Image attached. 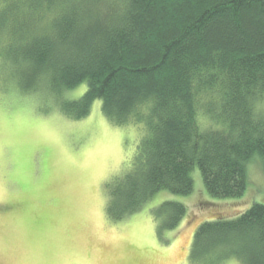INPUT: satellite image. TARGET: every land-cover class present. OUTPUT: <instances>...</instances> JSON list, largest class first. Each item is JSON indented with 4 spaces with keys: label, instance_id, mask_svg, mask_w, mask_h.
Returning <instances> with one entry per match:
<instances>
[{
    "label": "trees",
    "instance_id": "16d2710c",
    "mask_svg": "<svg viewBox=\"0 0 264 264\" xmlns=\"http://www.w3.org/2000/svg\"><path fill=\"white\" fill-rule=\"evenodd\" d=\"M3 71L68 118L100 100L110 122L142 125L129 170L105 185L111 220L159 190L190 193L194 167L217 198L243 193L252 157L264 172V0H0ZM185 213L165 200L153 215L165 230ZM229 258L264 264V203L196 227L191 264Z\"/></svg>",
    "mask_w": 264,
    "mask_h": 264
},
{
    "label": "rangeland",
    "instance_id": "374dc122",
    "mask_svg": "<svg viewBox=\"0 0 264 264\" xmlns=\"http://www.w3.org/2000/svg\"><path fill=\"white\" fill-rule=\"evenodd\" d=\"M11 81L9 72H0V264H191L190 244L201 222L264 203L256 156L246 163L240 196H211L194 167L190 193L159 190L139 211L111 220L105 185L129 170L142 125L110 122L100 100L85 117L68 118L50 110L49 99L19 94ZM85 88L69 89L64 98H77ZM165 200L181 202L186 213L176 228L159 230L153 213Z\"/></svg>",
    "mask_w": 264,
    "mask_h": 264
}]
</instances>
